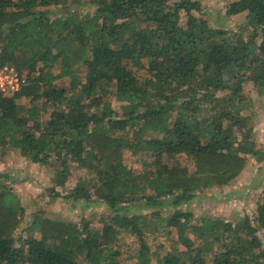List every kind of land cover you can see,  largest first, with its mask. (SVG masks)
Masks as SVG:
<instances>
[{
    "label": "trees",
    "instance_id": "16d2710c",
    "mask_svg": "<svg viewBox=\"0 0 264 264\" xmlns=\"http://www.w3.org/2000/svg\"><path fill=\"white\" fill-rule=\"evenodd\" d=\"M201 10V0H0V64L28 79L0 97V151L50 165L58 185L78 164L89 178L65 196L108 208L24 226L0 172V264H264V189L257 214L237 221L179 207L264 160L252 119L264 0L229 1L227 15L246 12L239 31Z\"/></svg>",
    "mask_w": 264,
    "mask_h": 264
},
{
    "label": "rangeland",
    "instance_id": "374dc122",
    "mask_svg": "<svg viewBox=\"0 0 264 264\" xmlns=\"http://www.w3.org/2000/svg\"><path fill=\"white\" fill-rule=\"evenodd\" d=\"M230 0H201L202 10L196 12L209 21L213 27L229 28L239 31L245 23L246 12L227 15L226 7ZM256 94V93H255ZM261 101L254 110V139L259 149L264 151V94L258 97ZM118 108V104L114 103ZM2 151V150H1ZM0 151V172L9 176L3 180L13 188L25 206L26 226L35 217L51 218L66 222L81 223L83 219L97 218L108 210L97 198L91 200L66 197L85 177L89 178L87 169L75 164L63 185H58L56 171L50 165L32 161L20 155L17 150L8 148ZM126 161L131 164L130 151H126ZM54 188V190H52ZM264 189V160L250 158L246 168L228 185L205 190L193 200L179 207L191 211L197 218L216 217L237 221L245 215L254 217L261 203V192ZM60 195H55V192ZM130 213L145 212L138 204L129 205ZM175 207L165 208L170 213Z\"/></svg>",
    "mask_w": 264,
    "mask_h": 264
},
{
    "label": "built area",
    "instance_id": "2783aa9c",
    "mask_svg": "<svg viewBox=\"0 0 264 264\" xmlns=\"http://www.w3.org/2000/svg\"><path fill=\"white\" fill-rule=\"evenodd\" d=\"M27 84V77L15 65L0 64V97L16 93Z\"/></svg>",
    "mask_w": 264,
    "mask_h": 264
}]
</instances>
